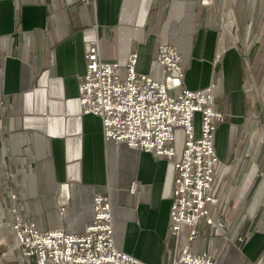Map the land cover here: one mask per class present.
Masks as SVG:
<instances>
[{
	"label": "crops",
	"instance_id": "1",
	"mask_svg": "<svg viewBox=\"0 0 264 264\" xmlns=\"http://www.w3.org/2000/svg\"><path fill=\"white\" fill-rule=\"evenodd\" d=\"M244 4L254 8L248 16L241 0H0V223L14 222L16 207L41 232L82 234L94 220V198L104 194L111 199L116 246L147 264H172L189 233L184 226L177 241L171 230L178 158L106 141L101 118L83 115L79 101L88 44L99 46L103 61L119 65L121 78L137 54L136 72L158 82L160 50L172 45L181 55L184 87L215 84L216 106L225 110L216 134L221 165L211 206L221 224L201 223L193 252L215 255L216 264H264V224L253 232L250 226L246 236L235 231V215L264 222V150L241 154L229 145L239 139L253 144L255 137L264 142L262 131L240 137L248 91L241 36L249 27L242 40L255 43L264 0ZM260 41L250 52L254 64L264 57V32ZM260 113L252 123L262 130ZM237 155L242 161L235 182ZM62 185L69 193L63 216ZM226 219L232 228H224ZM9 227L2 234L14 244Z\"/></svg>",
	"mask_w": 264,
	"mask_h": 264
},
{
	"label": "built area",
	"instance_id": "2",
	"mask_svg": "<svg viewBox=\"0 0 264 264\" xmlns=\"http://www.w3.org/2000/svg\"><path fill=\"white\" fill-rule=\"evenodd\" d=\"M85 59L86 72L79 89L81 111L83 115L101 118L104 139L134 150L178 158L170 208L171 230L177 241L184 226L189 233L172 264H216L215 255L195 254L192 247L201 223L213 229L221 224L211 208L221 165L216 134L225 120L216 106V85L199 90L185 88L181 55L172 45L160 50L161 82L136 72L137 54L130 61L126 78L116 73L117 63L102 60L98 45L86 46ZM67 205L65 198L60 205L61 216ZM94 212V220L85 231L73 235L63 229L41 232L35 222L22 218L14 207L15 220L8 224L14 235L12 250H21L24 257L37 264H147L116 246L108 195L94 198Z\"/></svg>",
	"mask_w": 264,
	"mask_h": 264
},
{
	"label": "rangeland",
	"instance_id": "3",
	"mask_svg": "<svg viewBox=\"0 0 264 264\" xmlns=\"http://www.w3.org/2000/svg\"><path fill=\"white\" fill-rule=\"evenodd\" d=\"M250 1L252 0H241V11H244V14L246 16H248L249 12H253L254 11V8L253 7H250L248 5H250ZM246 2L247 6L248 7H245L243 8L242 5H245L244 3ZM246 16H245V19H246ZM263 18H264V15L261 16L259 20V25H258V28L256 29L255 33H256V36H255V43L250 41L249 43L246 42L244 43L242 39H244L245 41L247 40V34H248V31H249V27H247V29H245V33L243 32L242 36H241V42H242V46H241V50H242V58L244 59V62L243 63V69H244V74L247 76L245 77V88L248 90L246 91V95L244 97L245 99V102H246V109H245V114H241V116L244 118L245 120V124L243 126H240V137H242V134L244 133H250V132H254L255 134V130L257 131V134H260V132L262 131V133L264 132V128L262 130H260L256 125V123L253 125L252 121H254L253 119L255 118L254 116L256 115H260L262 116V122H264V65H262V62L264 60V57H257V61L256 63L254 64V61H253V57H249L250 56V52L251 50H257L259 45H260V39H263V31H261V28L264 26V21H263ZM245 23H246V20H245ZM250 29H251V26H250ZM244 29H241L240 31H243ZM261 33V34H260ZM259 39V40H258ZM255 44V45H254ZM251 60V61H250ZM258 72H260V74H258ZM252 76V77H251ZM258 76V77H257ZM162 81V80H161ZM160 81V82H161ZM253 105L252 107H255V111L254 109H252L250 107V105ZM223 110V108H221ZM260 109H263L260 110ZM225 111V110H224ZM223 111V112H224ZM255 112V113H254ZM225 113V112H224ZM198 121H200V116L197 117ZM239 120L235 118V123H239L238 122ZM257 121V120H255ZM198 126H200L198 124ZM236 128V126H235ZM199 129V127H198ZM236 130V129H235ZM257 137H255V141H252L253 144H251L250 142H248V140H245L243 139L240 143V139L238 140V142L234 143L233 142H230V146L231 148H233V151L237 150V152H241L244 153V154H247L248 153V150L249 149H253V152L254 150L259 153L260 151L264 150V142L262 143H258L257 141ZM244 143V145H243ZM234 144H236L235 146H233ZM228 145L226 144L225 146V149H227ZM237 147V149H236ZM230 149V147L228 148ZM240 158L236 157V160H235V172L233 173V176H235V178L233 177V179L237 180V167L240 165L239 162H240ZM242 161V160H241ZM218 181V179H217ZM217 181H216V195H217ZM264 193V191H263ZM260 194V191L257 192V196ZM246 199V197H245ZM258 208V206H257ZM260 211L262 212V209H260ZM216 218H220L218 216V214L215 215ZM259 219V218H258ZM258 219H255L253 218V215L252 217H246V218H243V215L242 216H238V215H235V231H239V235L242 233L244 234L243 236H246V232H248V229H249V232H253L254 230H259V228L261 227L262 224H264V222L258 220ZM254 220V221H253ZM226 225V226H225ZM225 225H224V228L225 229H228V228H232V226L234 225V222L230 219H226L225 220ZM264 227V225H263ZM7 228H10L9 226H7V223H0V264H26V262L24 261V259L22 258V256L19 254L21 250H12L13 249V243H12V240L10 239L9 241V236L6 235V234H2L3 230L4 229H7ZM5 231V230H4Z\"/></svg>",
	"mask_w": 264,
	"mask_h": 264
},
{
	"label": "bare ground",
	"instance_id": "4",
	"mask_svg": "<svg viewBox=\"0 0 264 264\" xmlns=\"http://www.w3.org/2000/svg\"><path fill=\"white\" fill-rule=\"evenodd\" d=\"M63 191H64V194H65V198L66 199H68V197H69V193H68V186L67 185H65V186H63Z\"/></svg>",
	"mask_w": 264,
	"mask_h": 264
}]
</instances>
